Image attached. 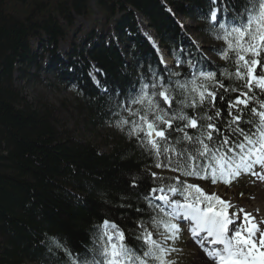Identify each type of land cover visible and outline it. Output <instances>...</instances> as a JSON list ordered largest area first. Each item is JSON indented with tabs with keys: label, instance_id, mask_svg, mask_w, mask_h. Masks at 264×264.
<instances>
[{
	"label": "trees",
	"instance_id": "trees-1",
	"mask_svg": "<svg viewBox=\"0 0 264 264\" xmlns=\"http://www.w3.org/2000/svg\"><path fill=\"white\" fill-rule=\"evenodd\" d=\"M245 3L0 0V264H66L68 257L55 241L85 252L94 246L105 219L134 236L137 222L148 219L145 211L136 209H147L143 197L155 186L150 174L157 169L153 158L127 136H119L107 152H99L69 132H56L46 112L29 105L16 91L14 74L40 69L37 60L44 55V69L56 83L72 86L88 115L117 120L114 113L122 114V102L143 83L161 77L184 79L170 74L191 72L188 61H201L208 70L225 66L215 52L210 50L219 62L203 55L190 40L182 18L196 23L198 34L217 42L210 34L213 9L226 6L231 13ZM138 17L153 32L173 68L161 64ZM77 19L82 23L77 24ZM222 47L218 43L214 48ZM217 104L221 106L219 97ZM222 107L226 114V102ZM157 170L183 181L197 179ZM134 177L142 178L137 187L132 186ZM197 180L213 185L211 180ZM234 184L213 186L229 189Z\"/></svg>",
	"mask_w": 264,
	"mask_h": 264
},
{
	"label": "snow or ice",
	"instance_id": "snow-or-ice-1",
	"mask_svg": "<svg viewBox=\"0 0 264 264\" xmlns=\"http://www.w3.org/2000/svg\"><path fill=\"white\" fill-rule=\"evenodd\" d=\"M209 19L210 34L224 44L210 50L225 66L208 70L188 61L191 72L170 74L184 79L143 83L122 102L127 115L114 113L116 126L157 169L213 185L230 186L249 175L264 181V0H246L231 13L214 8ZM150 175L155 186L143 197L147 209H136L148 219L137 222L136 234L105 219L85 252L55 241L66 264H176L170 257L178 251L182 223L214 264H264V218L179 176ZM140 179L134 177L132 186Z\"/></svg>",
	"mask_w": 264,
	"mask_h": 264
},
{
	"label": "rangeland",
	"instance_id": "rangeland-1",
	"mask_svg": "<svg viewBox=\"0 0 264 264\" xmlns=\"http://www.w3.org/2000/svg\"><path fill=\"white\" fill-rule=\"evenodd\" d=\"M182 22L187 29L190 40L196 42L202 48L203 55L212 62H219L220 59L212 54L210 49L217 47L218 43L224 46L223 41L216 42L204 38L195 31L197 24L189 19L182 18ZM81 23V19H77V24ZM142 30L145 34L143 27ZM145 37L147 38L146 34ZM60 48L63 51L65 46L61 45ZM159 51L161 50L159 49ZM45 62L46 58L42 55L37 60L40 69L30 68L25 70L22 68L21 72H16L13 77V86L29 105L41 112H46L56 132H69L72 137L95 146L99 152H107L108 147L114 140L118 139L121 135L126 136L116 126V121L119 117L117 120H113L112 118L100 120L88 115L86 110L77 102L72 86L69 85L67 87L56 83L52 74L44 69ZM168 65L169 68H173L171 60L168 62ZM17 68L21 67L17 66ZM126 115L127 112L125 111L121 114V116ZM151 171L159 174L163 173L157 169ZM186 181L201 186L207 193H216L225 200L230 199L233 204L240 208H250L255 202L259 205L264 204V197H262L264 193V181L257 180L250 175L242 176L229 189L220 185L213 186L197 179H187ZM253 181L255 182L253 183ZM261 214V217L264 218V210ZM180 227L183 231L180 239L174 245L178 251L173 253L170 259L175 260L176 264H194L195 253L199 250L200 245L196 242V239L191 238L189 224L182 223ZM204 255L207 257L206 253Z\"/></svg>",
	"mask_w": 264,
	"mask_h": 264
},
{
	"label": "bare ground",
	"instance_id": "bare-ground-1",
	"mask_svg": "<svg viewBox=\"0 0 264 264\" xmlns=\"http://www.w3.org/2000/svg\"><path fill=\"white\" fill-rule=\"evenodd\" d=\"M144 31H145V34L147 36V38L149 39L150 43L158 50V53H159V56H160V59L161 61L167 66L168 65V58L163 54V52L159 51L158 49V44L153 36V33L152 31H150L149 29H147L146 27V24L144 21H141L140 22ZM261 196V195H260ZM262 197H264V193L262 195ZM245 211H248L250 213H252L254 216H257V219H260L262 218V211L264 210V204H257V202H255V204L251 205L250 208H244ZM257 210H259L257 212ZM191 238H192V235H191ZM190 239V237H189ZM196 242L200 245L199 241L196 240ZM190 244V243H189ZM207 246V245H206ZM201 247V246H200ZM199 247V250L195 253V262L194 264H214L213 261L211 259H209L208 257H205L204 255V251Z\"/></svg>",
	"mask_w": 264,
	"mask_h": 264
},
{
	"label": "water",
	"instance_id": "water-1",
	"mask_svg": "<svg viewBox=\"0 0 264 264\" xmlns=\"http://www.w3.org/2000/svg\"><path fill=\"white\" fill-rule=\"evenodd\" d=\"M141 21H143V19L138 18V22L140 23ZM146 24V23H145ZM147 28L149 29V27L147 26ZM151 46L153 47V45L151 44Z\"/></svg>",
	"mask_w": 264,
	"mask_h": 264
}]
</instances>
